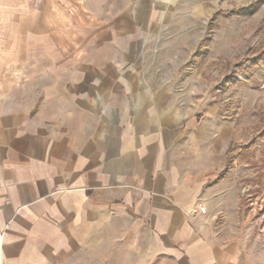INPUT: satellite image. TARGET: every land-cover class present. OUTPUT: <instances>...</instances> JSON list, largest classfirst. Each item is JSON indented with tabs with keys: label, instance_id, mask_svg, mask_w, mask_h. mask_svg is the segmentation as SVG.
<instances>
[{
	"label": "crops",
	"instance_id": "0c3cea01",
	"mask_svg": "<svg viewBox=\"0 0 264 264\" xmlns=\"http://www.w3.org/2000/svg\"><path fill=\"white\" fill-rule=\"evenodd\" d=\"M36 33L0 61V264H264L239 232L234 172L168 91L126 106L127 122L110 107L92 135L71 120L88 92L10 88L38 81Z\"/></svg>",
	"mask_w": 264,
	"mask_h": 264
},
{
	"label": "rangeland",
	"instance_id": "374dc122",
	"mask_svg": "<svg viewBox=\"0 0 264 264\" xmlns=\"http://www.w3.org/2000/svg\"><path fill=\"white\" fill-rule=\"evenodd\" d=\"M37 31L38 81L11 89L88 92L90 113L71 120L92 135L110 107L127 122L126 106L168 91L199 122L201 148L216 144L219 170L234 172L239 232L264 256V0H0L2 63Z\"/></svg>",
	"mask_w": 264,
	"mask_h": 264
},
{
	"label": "built area",
	"instance_id": "2783aa9c",
	"mask_svg": "<svg viewBox=\"0 0 264 264\" xmlns=\"http://www.w3.org/2000/svg\"><path fill=\"white\" fill-rule=\"evenodd\" d=\"M197 210L199 211V212H201V213H205V207L203 206V205H201V204H198L197 205Z\"/></svg>",
	"mask_w": 264,
	"mask_h": 264
}]
</instances>
